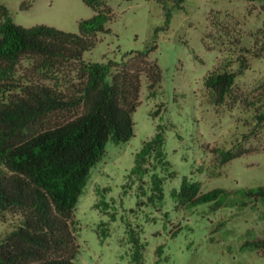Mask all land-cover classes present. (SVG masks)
I'll list each match as a JSON object with an SVG mask.
<instances>
[{
    "label": "rangeland",
    "instance_id": "1",
    "mask_svg": "<svg viewBox=\"0 0 264 264\" xmlns=\"http://www.w3.org/2000/svg\"><path fill=\"white\" fill-rule=\"evenodd\" d=\"M24 1L31 5L22 7ZM0 3L18 24L45 23L73 32L79 31L81 19L96 12L84 0ZM105 5L112 8L106 22L110 30L98 33L84 61H122L128 52L149 51L163 78L150 94L142 75L134 135L119 143L110 140L91 169L75 208L81 227L77 264H264V248L244 246L264 237V201L245 207L239 203L244 189L264 185V124H257L256 105L249 104L264 85V0H185L183 7L172 0H105ZM241 53L248 55L249 67L219 106L205 76L220 59ZM80 65L71 61L46 68L40 60L25 58L16 77L21 83L70 88L78 81ZM158 125L169 164L133 173L137 152ZM214 147L252 151L220 164ZM154 172L164 179L162 198L154 195ZM185 177L201 182L203 192L225 189L221 205L216 200L180 205L173 191ZM18 222L17 214L0 216V241Z\"/></svg>",
    "mask_w": 264,
    "mask_h": 264
},
{
    "label": "trees",
    "instance_id": "2",
    "mask_svg": "<svg viewBox=\"0 0 264 264\" xmlns=\"http://www.w3.org/2000/svg\"><path fill=\"white\" fill-rule=\"evenodd\" d=\"M172 1L183 7L185 0ZM84 2L96 12L80 20L78 32L45 23L18 24L6 4L0 3V216L19 215V222L0 241V264H77L81 227L75 208L91 169L106 154L110 140L119 143L134 135L133 115L140 104L142 75L148 78L150 94L163 78L149 51L128 52L122 61H84L98 33L110 30L106 22L112 11L105 0ZM30 5L24 1L22 7ZM242 48L251 53L250 48ZM25 58L40 60L46 68L80 62L78 81L70 88L21 83L16 71ZM233 58L220 59L205 76L211 99L219 106L232 94L239 73L249 67L247 54ZM235 65L238 70L233 69ZM261 88L249 101L256 105L257 124H264V85ZM164 145L158 125L155 135L137 152L132 172L143 175L158 163L169 164ZM250 151L213 148L220 164ZM151 177L154 195L162 198L163 177L156 172ZM225 191L217 187L203 192L201 182L185 177L173 193L180 205L216 200L220 206L219 196ZM241 197L242 207L264 201V185L244 189ZM134 240L141 258V244ZM244 246L263 249L264 237L248 240Z\"/></svg>",
    "mask_w": 264,
    "mask_h": 264
}]
</instances>
